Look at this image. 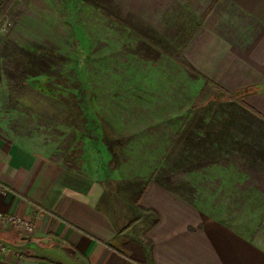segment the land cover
Segmentation results:
<instances>
[{
    "label": "crops",
    "instance_id": "0c3cea01",
    "mask_svg": "<svg viewBox=\"0 0 264 264\" xmlns=\"http://www.w3.org/2000/svg\"><path fill=\"white\" fill-rule=\"evenodd\" d=\"M90 1L86 132L0 93V212L35 225L0 264H264V0Z\"/></svg>",
    "mask_w": 264,
    "mask_h": 264
},
{
    "label": "rangeland",
    "instance_id": "374dc122",
    "mask_svg": "<svg viewBox=\"0 0 264 264\" xmlns=\"http://www.w3.org/2000/svg\"><path fill=\"white\" fill-rule=\"evenodd\" d=\"M91 5L90 0H0V93L10 105L30 109L23 116L35 129L46 125L40 135L60 136L63 145L75 140L76 129L86 132L91 93H101V34H87L85 27L96 24Z\"/></svg>",
    "mask_w": 264,
    "mask_h": 264
},
{
    "label": "built area",
    "instance_id": "2783aa9c",
    "mask_svg": "<svg viewBox=\"0 0 264 264\" xmlns=\"http://www.w3.org/2000/svg\"><path fill=\"white\" fill-rule=\"evenodd\" d=\"M11 190L0 182V194L6 195ZM0 225L13 226L18 230L24 237H32L35 233V225L33 222L19 217L15 214H8L0 212ZM1 249H4V245L0 242Z\"/></svg>",
    "mask_w": 264,
    "mask_h": 264
},
{
    "label": "water",
    "instance_id": "95a60500",
    "mask_svg": "<svg viewBox=\"0 0 264 264\" xmlns=\"http://www.w3.org/2000/svg\"><path fill=\"white\" fill-rule=\"evenodd\" d=\"M23 239H24L25 241H27V242H31V241H32V239H31L30 237H23Z\"/></svg>",
    "mask_w": 264,
    "mask_h": 264
}]
</instances>
